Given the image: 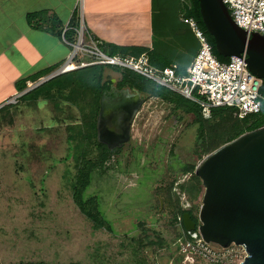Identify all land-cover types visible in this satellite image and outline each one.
Instances as JSON below:
<instances>
[{"label": "crops", "instance_id": "1", "mask_svg": "<svg viewBox=\"0 0 264 264\" xmlns=\"http://www.w3.org/2000/svg\"><path fill=\"white\" fill-rule=\"evenodd\" d=\"M175 1L171 0V4ZM156 3L157 7L154 8V0H0V108L8 98L18 94L16 82L26 79L27 84L31 83V77L50 68L44 60H64V64L70 54L69 45L64 43L63 32L59 38L45 30L31 27L26 19L30 13H44L49 20L55 18L62 24L63 30L69 28L72 15L77 13L78 23L82 24L88 43L89 38H93L103 45L117 47H140L149 51H162L159 48L162 47L164 52L167 51L165 54L169 60H172L170 65H175L177 70L189 67L190 50H194L196 45L194 35L176 19L173 10L164 11L163 0H156ZM154 36L157 39L154 40ZM38 60H43V63ZM46 77L40 78L35 84ZM121 80L120 72L109 67L104 69L103 81L109 83L110 93L115 94V97L116 91H138L128 86L120 88ZM140 94L147 97L141 110L145 118L141 123L143 131L135 133L131 130V150L124 146L110 156L105 167L94 169L83 194L84 200L95 201L96 207L107 220L108 232L115 236L132 237L138 232L140 224L157 225L154 190L168 169V173L177 175L186 164L180 160L177 151L173 158L169 153L183 132L192 127L191 124L196 126L191 113L180 109L175 111L173 105L146 93ZM156 106H161V110L147 111ZM168 113L178 116L173 124L164 121V115ZM66 142L70 143L67 132ZM140 192L146 198L148 223L135 221L119 212L115 215L109 212L106 218L103 210L117 211L115 201L123 198L133 200V196Z\"/></svg>", "mask_w": 264, "mask_h": 264}, {"label": "trees", "instance_id": "2", "mask_svg": "<svg viewBox=\"0 0 264 264\" xmlns=\"http://www.w3.org/2000/svg\"><path fill=\"white\" fill-rule=\"evenodd\" d=\"M162 4L164 11L169 12L173 10V14H176V19L180 22L181 17L193 18L205 33L216 59L220 62H227L229 60V58L217 54L214 49L213 39L205 31L200 20L197 0H176L173 5L171 4V0H163ZM26 19L28 24L33 28L45 30L59 38H61L63 32L65 41L70 44L75 42L76 29L79 27L77 13L72 15L69 28L65 30H63L62 24L55 18L49 20L44 13H30ZM159 48L162 51L157 49L149 51L148 49L140 47H117L99 44L100 51L111 57L137 58L141 54L146 53L149 64L157 69H162L170 66L172 60H169L170 58L165 54L167 51L164 52L165 50L162 47ZM198 50L199 44L196 40L195 49L193 50L192 48L189 54L188 63L190 65L197 55ZM60 66L46 69L31 77L29 81L35 83L40 78L51 74L52 71L58 69ZM105 67L118 68L116 66L96 64L79 68L56 76L25 93L22 92L27 89V80H19L15 84V89L17 93H22V95L15 104H6L0 108V134L3 130L13 127L18 118L30 114V111H38L43 104L49 109L53 125H57L58 127L64 126L70 138L71 152L75 153L73 156V161H75L73 166L74 174L72 175L73 179L70 184L72 198L75 206L96 227H99L97 212L93 209L91 212L84 211V206L94 200H84L83 194L89 185L92 171L96 168L105 167L106 163L109 162L110 156L117 152L108 150L106 146L100 144L96 139V118L99 111L100 99L102 96L113 97V94L110 93L109 83L103 81ZM94 69H97V71H94ZM185 70L186 67H180L177 71L180 74H185ZM120 73L122 75V80L119 84L120 88L128 86L137 89L142 93L148 94L150 97L173 105V110L175 111L180 109L184 112L191 113L193 115V123L201 124L197 131V141L195 142V150L193 152L196 157V163H186L177 175H173L172 172L168 173L170 172L168 169L162 182L153 193L157 212L159 214L162 213V216L167 218L165 223L166 235L164 232L158 231L152 226L140 224L137 234L128 237V241L122 245L130 248L132 256V263L130 264H148V258L145 254L147 249H151L154 253L166 249L169 254L168 259L172 261V264H180L183 261V257L172 252L171 247L180 237V231H184L181 220L184 213H188L191 219L198 224L197 215L204 191L201 180L194 174L196 165L205 156L223 144L246 132L264 127V101L261 102V109L257 114H247L239 117L237 110L234 108H215L211 110L210 117L205 119L197 104L193 112V110L185 107L183 101L173 102L169 96L160 93L151 81L126 69H122ZM259 93L264 98V80L262 81ZM183 99L186 100L185 98ZM169 154L171 158L175 157L174 147ZM180 176L188 177L183 182L178 183ZM182 196L188 202V208H183L181 204ZM186 235L188 237L187 233ZM17 264L49 263L20 262ZM126 264L129 263L127 262ZM155 264H158V261Z\"/></svg>", "mask_w": 264, "mask_h": 264}, {"label": "rangeland", "instance_id": "3", "mask_svg": "<svg viewBox=\"0 0 264 264\" xmlns=\"http://www.w3.org/2000/svg\"><path fill=\"white\" fill-rule=\"evenodd\" d=\"M156 7L157 3L154 2V8ZM83 44L88 45L85 36ZM69 52L70 56L73 47H70ZM81 56L78 55L77 62L95 60ZM44 61L51 69L62 65L64 60ZM38 62L43 63V60ZM113 69L117 72L122 70ZM155 87L160 93L169 96L173 102L183 101L186 108L195 111L196 103L184 100L157 85ZM9 100L10 98L4 104H8ZM149 110L158 112L161 106L152 107L147 111ZM30 112L18 118L13 127L3 130L0 134V264L132 263L130 248L122 246L128 241V237L115 236L108 232L107 220L96 207L95 201L87 203L84 211L91 212L93 209L97 212L99 227L86 218L74 204L70 184L74 174L75 153L71 152V143L66 142L64 126L53 125L49 109L44 104L38 111ZM191 125L192 127L183 132L174 148L183 163H196L193 152L201 124L198 123L195 127ZM139 130L143 131L141 127ZM132 146L130 143L125 148L131 150ZM187 177L180 176L178 183ZM114 203L117 205V211L103 210L106 218L109 212L114 215L119 212L135 221L149 222V210L143 192L133 196V200L123 198ZM181 204L183 208L189 207L184 196L181 197ZM166 221L167 218L158 213V223L154 226L165 235ZM210 245L213 249H219L215 244ZM171 248L174 252L173 245ZM145 254L148 264H155L157 261L158 264L172 263L168 259L166 249L156 253L147 249ZM180 264L188 263L182 261Z\"/></svg>", "mask_w": 264, "mask_h": 264}, {"label": "water", "instance_id": "4", "mask_svg": "<svg viewBox=\"0 0 264 264\" xmlns=\"http://www.w3.org/2000/svg\"><path fill=\"white\" fill-rule=\"evenodd\" d=\"M197 3L200 20L217 54L230 58L245 53L249 72L263 81L264 36L254 33L248 38L234 24L222 0ZM116 92L112 101L101 97L96 118V139L110 151L130 140L133 122L147 98L138 91ZM194 174L204 191L198 224L184 213V231L197 233L206 243L221 248L242 245L247 257L240 264H264V127L212 151L196 165Z\"/></svg>", "mask_w": 264, "mask_h": 264}, {"label": "built area", "instance_id": "5", "mask_svg": "<svg viewBox=\"0 0 264 264\" xmlns=\"http://www.w3.org/2000/svg\"><path fill=\"white\" fill-rule=\"evenodd\" d=\"M227 7L234 24L242 29L249 38L257 33L264 36V0H222ZM199 44V50L193 62L180 74L175 65L157 69L149 64L146 53L137 58L108 56L99 49V42L89 38L84 45V28L82 24L76 29V41L73 44L64 39V43L73 47L68 60L43 81L66 74L73 70L91 65H109L129 70L155 85L165 88L187 100L196 103L202 116L210 117L215 108H234L237 115L257 114L264 98L259 91L262 80L251 74L246 64V54L232 56L227 62H220L212 53V46L198 23L189 17H181ZM78 55L95 60L75 61ZM73 67V68H71ZM40 83H28L26 91ZM24 93V92H23ZM22 95V94H21ZM10 97L8 104H15L21 96ZM180 237L172 244L176 255L182 256L188 264H240L247 257L242 245H230L226 248L213 249L197 233L188 234L181 230ZM172 264V263H171Z\"/></svg>", "mask_w": 264, "mask_h": 264}, {"label": "flooded vegetation", "instance_id": "6", "mask_svg": "<svg viewBox=\"0 0 264 264\" xmlns=\"http://www.w3.org/2000/svg\"><path fill=\"white\" fill-rule=\"evenodd\" d=\"M105 98L108 99L109 101H112L116 97H115V94H113V97L112 98H109V97H105ZM146 101H147V98H146ZM143 106H142V108H143ZM164 116H166V118L164 120L165 123L168 122L169 124H173V122L175 121L174 119L175 118H178V116L175 115V114H173V113H168V115H164ZM143 121H145V118H144V115L140 112V114L138 115V117L134 120L131 130H133V132H135V133L142 132L141 130H139V127H141V123ZM182 121H183V119H182ZM136 125H138V127ZM131 137H133L132 134H131ZM131 137H130V140H131ZM130 140L127 143H125L124 145H122L120 148H118V149L116 148V149H113L111 151H119V150H122L124 146H126L127 144H129Z\"/></svg>", "mask_w": 264, "mask_h": 264}, {"label": "bare ground", "instance_id": "7", "mask_svg": "<svg viewBox=\"0 0 264 264\" xmlns=\"http://www.w3.org/2000/svg\"><path fill=\"white\" fill-rule=\"evenodd\" d=\"M71 68H73V67H71Z\"/></svg>", "mask_w": 264, "mask_h": 264}]
</instances>
